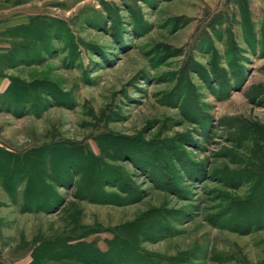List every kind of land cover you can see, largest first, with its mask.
<instances>
[{
    "label": "rangeland",
    "instance_id": "rangeland-1",
    "mask_svg": "<svg viewBox=\"0 0 264 264\" xmlns=\"http://www.w3.org/2000/svg\"><path fill=\"white\" fill-rule=\"evenodd\" d=\"M3 20L0 264H264V0Z\"/></svg>",
    "mask_w": 264,
    "mask_h": 264
},
{
    "label": "crops",
    "instance_id": "crops-1",
    "mask_svg": "<svg viewBox=\"0 0 264 264\" xmlns=\"http://www.w3.org/2000/svg\"><path fill=\"white\" fill-rule=\"evenodd\" d=\"M2 22V23H1ZM0 22V56L6 52L5 46V36L4 32L9 27V24L5 25V20ZM3 43V44H2ZM2 64L0 63V92H3L9 85V75L5 72L4 68H1Z\"/></svg>",
    "mask_w": 264,
    "mask_h": 264
}]
</instances>
